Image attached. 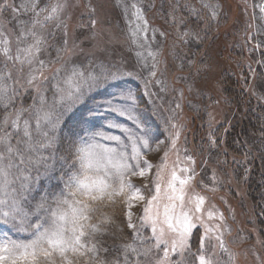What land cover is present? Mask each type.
I'll list each match as a JSON object with an SVG mask.
<instances>
[{
    "label": "snow or ice",
    "instance_id": "6c2138e0",
    "mask_svg": "<svg viewBox=\"0 0 264 264\" xmlns=\"http://www.w3.org/2000/svg\"><path fill=\"white\" fill-rule=\"evenodd\" d=\"M131 7L136 9L137 18H142L137 5L133 3ZM9 8L14 15L22 10L25 14L30 13L31 18L18 24L15 55L8 35L0 30V57L5 61L0 68V107L6 110L0 120V224L28 233L31 239L0 237V264H5V261H10V264H58L57 255L59 264H74L67 254L83 256L85 251L93 254L89 259L95 264H105L98 257L95 244L86 248L82 238L88 236L91 240L100 231L99 224L91 223L95 205L105 201L115 203L114 197H120L129 209L125 212L128 228L136 233L133 242L124 245L123 264H141L139 258L148 256L153 248L157 251V264H183L185 251L191 253L194 219L197 218L194 214L201 211L204 199L192 197L189 203L194 201V209H186V186L192 177H180L175 170L162 188L160 169L163 163L158 166L153 180L154 192L149 188L145 195L141 188L128 181L130 176L143 178L152 168L148 161L140 162L141 155L151 150L152 133L136 113L134 94L121 82L125 74L110 71L103 65L99 71L87 73L73 68L63 81L68 87L61 88L59 81L53 85L54 100L49 104L43 95V81L48 79L44 75L47 65L38 56L47 43L45 33L48 26L60 19L65 4L56 0L41 7L40 0H23L17 8L4 0L0 4V14ZM91 23L95 26L96 21ZM22 44L24 46L21 47ZM61 51L57 50L58 58ZM149 55L155 58V54ZM8 62H11V67ZM26 67L28 71L25 73ZM59 72L57 69V75ZM152 75H155L154 71ZM23 88L35 91L34 101H38L39 106L36 103L27 108L15 106ZM101 90L103 98L89 107L86 113L77 109V105L94 98L90 94ZM25 112L34 118V128L30 119H23ZM98 116L104 118V123L86 137L79 136L78 126L89 124L95 127L93 121ZM120 118L131 122L132 127L126 126ZM65 131L68 133L69 154L68 157L60 156L58 160ZM69 158L71 163H68ZM187 159L191 160V157ZM58 163L72 169L66 173V180L60 178L64 188L53 193L51 199L48 195L41 196L34 209L27 211L22 201L28 199V194L41 181L54 178ZM181 171L188 173L192 170L182 168ZM161 199L168 201L163 212L160 211ZM134 201L144 202L143 215L137 217L141 222L139 225L131 219L130 209L135 206ZM32 217H36L35 223ZM145 224L151 227L150 239L154 243L140 247L135 241L140 239L139 230ZM167 233L173 234L170 243L165 239ZM204 239L203 236L200 238L198 264H213L210 257L206 258ZM219 247L226 251L222 240ZM82 249L85 251H80ZM177 254L181 259L172 261L170 256Z\"/></svg>",
    "mask_w": 264,
    "mask_h": 264
},
{
    "label": "trees",
    "instance_id": "16d2710c",
    "mask_svg": "<svg viewBox=\"0 0 264 264\" xmlns=\"http://www.w3.org/2000/svg\"><path fill=\"white\" fill-rule=\"evenodd\" d=\"M243 1L116 0L126 17L132 10L136 14V9L131 7L135 3L142 12L138 23L143 26L140 27L142 35L138 37L141 75L131 78L124 75L121 82L134 94L136 113L152 133L151 147L163 141L165 148L173 149L176 143L171 142L178 136L175 133L178 130L181 140L177 143L198 164L197 174L204 164L210 166L209 173L216 170L220 184H224L222 194L229 204L218 200L219 206L233 213L231 218L236 236L242 237L246 231L249 232V239L242 237L239 245L255 242L264 260V19L257 10L261 0H249L255 4L252 14H249V23L240 22L235 8L244 6ZM18 2L20 6L23 0ZM45 3H41V7ZM163 24L168 29L174 26L178 31L176 28L168 31ZM152 26L157 28L156 34L149 32ZM134 31L130 29L129 33L132 35ZM59 41H54L55 54L65 47ZM149 53L155 54V58ZM3 66L4 62L0 68ZM153 71L155 75H152ZM148 77L153 79L146 83L144 79ZM177 87L186 92L184 104L182 106L181 100L172 104L179 108L172 116L173 125L169 126L171 115L164 95L178 97ZM33 92L31 88L21 89L24 96L22 105L26 108L34 101ZM149 94L164 98L163 114ZM90 96L94 98L77 105V109L86 113L89 107L103 98L102 90ZM95 122L96 119L94 125ZM175 125L178 128L175 129ZM92 129L94 127L89 124L79 125V136L86 137ZM63 135L65 140L59 146L58 160L60 156L68 157L69 154L67 131ZM68 163H71V158ZM71 171L67 165L61 167L58 163L54 178H46L36 185L28 199L22 201V206L31 212L41 196L48 195L51 199L53 193L64 188L60 178L66 180V173ZM196 177L200 179V176ZM114 201L95 205L91 223L99 224L100 231L91 240L88 236L82 238L86 248L95 244L97 255L105 264H123L124 245L132 243L136 235L125 222L121 198ZM32 222H36V217H32ZM140 223L136 220L137 225ZM139 231L140 239L135 241L138 246L149 247L154 243L150 239L152 232L149 227L144 225ZM5 235L16 240L31 239L28 233L0 224V237ZM199 236L200 231L196 229L191 239V254L197 249ZM154 249L149 258H139L142 264L157 262V251L152 253ZM92 255L85 251L73 262L95 264L89 259Z\"/></svg>",
    "mask_w": 264,
    "mask_h": 264
},
{
    "label": "rangeland",
    "instance_id": "374dc122",
    "mask_svg": "<svg viewBox=\"0 0 264 264\" xmlns=\"http://www.w3.org/2000/svg\"><path fill=\"white\" fill-rule=\"evenodd\" d=\"M47 1L48 2L45 3L44 0H40V4L45 3L42 7L56 2V0ZM3 2L4 0H0V4ZM61 2L65 4V8L60 15V19L58 21H53L48 26L45 33L47 43L42 46V50L38 56V59L47 65L44 75L47 76L48 79L43 81V95L46 97L49 104L54 100L55 88L53 85H56L59 81V86L61 88L68 87L63 81L64 78L71 73L73 68H77L80 71L87 73L89 71H99L100 66L103 65L110 71H119L125 75H129L127 76L129 78L141 73V65L139 64L141 62L138 61V56L140 54L138 37L142 35V29L140 27L143 28V26L138 23L141 18H137V15L134 14L133 10L128 17L124 16V13L122 14L123 8L120 7L116 0H61ZM8 3L9 5H15L17 8H20L21 6H19L18 0H8ZM242 3H244V6H237L235 8V14L238 15L237 18L240 19V22H245L246 24L249 23V14H252L255 4L249 0H244ZM257 10H259L264 19V0L261 1L260 6L258 5ZM30 18L31 14H25L22 10L17 15H14L11 8L0 14V25H2V29L0 30H3L6 35H8L13 55H15L17 47L16 37L19 35V27L17 26L20 21L30 20ZM92 20L96 21L95 26L92 25ZM168 23L166 22L165 24ZM3 24H6V27L3 26ZM163 27L165 28L164 24ZM251 27H253L252 23ZM175 28L176 27L172 26L169 27V29H165L171 31V29ZM254 28L255 27L252 29L254 30ZM15 29H17V33H15ZM130 29L135 30L132 35L129 33ZM149 32H154L156 34L157 28L152 26L150 27ZM181 38H183L182 35ZM176 39L177 38L174 40L175 42ZM55 40H60L59 42L64 45L65 41L67 42L64 47L66 50L63 49L59 58L57 54H55ZM29 42L31 41L29 40ZM130 44L134 45L131 46ZM20 46L22 47L24 45L22 44ZM2 62L5 63L3 57H0V64H2ZM8 63L9 67H11V62ZM17 67H19V65H17ZM36 67H39V63L36 64ZM57 69H60L58 75ZM24 71L25 73L28 71L27 67ZM12 74L15 78V69H13ZM140 75L137 77H140ZM149 79H151V77L144 80L148 83ZM148 87L149 85L147 84V88ZM168 89H170V87H168ZM175 92H178L180 95L178 97H172L167 93L164 95L166 96L165 103L168 106L171 115L168 118L169 126L173 125L171 124L173 120L172 116H175V112L179 108H174L172 104L175 102L179 103L181 100L183 106L184 96L186 94V92L180 90L179 87H177ZM35 96L36 93L34 91L33 97ZM149 96L152 101H155L158 104V107L163 114L164 98L159 95L156 96V94H149ZM18 97L15 101V106L21 107L23 106L24 96L20 94V98ZM34 103H36V106H39L38 101H33L31 105ZM23 107L26 108V105ZM5 111L6 110L3 107H0V120L3 119ZM23 119H30L31 126L33 128L35 127V120L28 112L24 113ZM95 119V127L90 132L95 131L104 123V118L102 116H98ZM120 119L126 126L132 127L131 122L126 121L123 118ZM176 128H178L177 125H175V129ZM175 133L178 135L173 140L176 143V146L173 149L168 150V148H165L164 146L165 142L160 141L155 143V145L151 147V150L147 151L146 154H142L140 157L141 164H143L144 161H148V163L152 165V168L143 178L130 176L127 178L128 181L136 185V187L141 188L145 195H147L149 188H151L153 192L155 191L153 180L156 177L158 166L162 163L163 167L160 169V184L162 188L167 184L173 170H175L180 177L191 176L192 179L186 186L185 207L186 209H194V201L189 203L190 199L194 196L202 197L204 199L201 211L194 214L197 218L194 219L195 226L193 232L196 231V229L200 231L199 241L202 236L205 238L206 258L210 257L213 264H264V260L260 257V247L255 242H251L250 244L246 243L244 246L239 245L243 239L240 236H236V228L233 225L231 218L233 213H231L230 209L221 208L219 206V201L228 204V199L225 197L224 193L222 194L224 184H220L216 170L209 173L210 166L204 164V168L197 174V167H199L198 164L196 165V163H194L191 155H187L185 151L183 152L177 143L181 140L178 130H176ZM173 141L171 143H173ZM12 142L15 143V139H13ZM165 153H167L166 158H164ZM188 157H191V160H188ZM182 168H188L192 171L184 173L181 171ZM196 175L200 176L199 180H197ZM113 199H119V197H114ZM133 203L135 206L130 209L132 213L131 219L136 223V220H138L137 217L143 215L144 202L134 201ZM167 203L168 201L166 199H161V212H163L164 205ZM121 204L123 205L125 222H127L128 225L129 220L125 215V212L129 211V209L124 206L123 202H121ZM177 211H179V209H177ZM209 213H211V215H209ZM145 226L149 227L151 231L150 225L145 224ZM172 235L173 234L171 233H167L165 236V239H169V243L172 239ZM221 240L223 241L226 251L221 250L219 247ZM155 250L156 249H154L152 253H155ZM199 250L200 242L198 243L197 249L193 251L192 254L185 251L183 255V264H198L197 256L199 255ZM160 254L162 256L163 252L160 251ZM149 255L143 258H149ZM79 256L80 255L78 254H67L68 259L73 261L74 259L78 260L80 258ZM56 259L59 264L60 258L58 255ZM170 259L172 261H177L180 260L181 257L178 254L171 255ZM154 262L155 261L150 264H153ZM5 264H10V261H5ZM155 264H157V262Z\"/></svg>",
    "mask_w": 264,
    "mask_h": 264
},
{
    "label": "bare ground",
    "instance_id": "6f19581e",
    "mask_svg": "<svg viewBox=\"0 0 264 264\" xmlns=\"http://www.w3.org/2000/svg\"><path fill=\"white\" fill-rule=\"evenodd\" d=\"M249 232L248 231H246L245 233H244V235L242 236V237H244V239L246 238H248V236H249V234H248ZM249 239V238H248Z\"/></svg>",
    "mask_w": 264,
    "mask_h": 264
}]
</instances>
